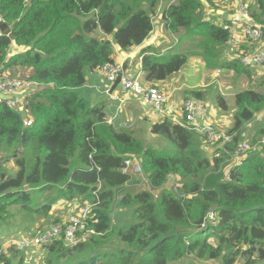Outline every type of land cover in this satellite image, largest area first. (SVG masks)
<instances>
[{
  "label": "trees",
  "instance_id": "16d2710c",
  "mask_svg": "<svg viewBox=\"0 0 264 264\" xmlns=\"http://www.w3.org/2000/svg\"><path fill=\"white\" fill-rule=\"evenodd\" d=\"M24 1L0 0V27H7L0 34V72L30 69L29 80L46 87L22 101L32 119L30 127L24 126L22 109L0 104L1 159L13 160L19 170L6 178L0 164V227L11 218L12 206L47 217L61 198L84 204L98 196L90 220L95 234L73 247L61 242L47 247L44 264H171L186 258L263 263L264 150L230 168L228 179L224 167L240 142L237 132L264 112V94L247 89L234 96L237 112L227 131L233 142L225 152L215 148L207 157L204 137L179 125L183 115L177 123L166 120L150 127L151 134L174 146L173 151L146 148L132 131L107 124L111 116L104 106L91 104L80 92L87 73L113 62V48L125 52L143 43L152 31L159 0ZM205 1L211 4L175 0L162 11L165 30L178 42L182 33L201 38L197 46L207 69L229 70L249 80L252 71L238 61H220L228 34L204 21ZM249 1L252 20L264 26V0ZM12 43L24 52L7 58ZM143 53V80L150 85L166 81L189 59L182 53L163 56L151 48ZM190 96L204 100L201 92ZM215 101L221 111L228 110L222 96ZM255 136L264 137V120ZM135 156L150 188L158 190L156 197L130 191L132 177L121 170L125 159ZM71 158L79 164L73 170ZM169 176L181 180L178 195L163 188ZM16 258L11 249L3 253L0 245V264H12Z\"/></svg>",
  "mask_w": 264,
  "mask_h": 264
},
{
  "label": "built area",
  "instance_id": "2783aa9c",
  "mask_svg": "<svg viewBox=\"0 0 264 264\" xmlns=\"http://www.w3.org/2000/svg\"><path fill=\"white\" fill-rule=\"evenodd\" d=\"M227 17H229L228 20H224V23L218 25L228 34V40L223 51L224 56L227 61H238L244 69L252 71V74H255L256 70L264 68V26L252 20L249 6L244 0H233L231 14ZM3 24L4 22L0 18V25ZM3 31L4 29L0 27V34H3ZM6 35H9V32ZM138 47L129 48L123 52L126 54V57H121L119 61L113 59V62L100 68L104 91L97 86L93 88L97 93L102 92L105 94H108L113 88L118 89L126 97L136 98L143 105L152 107L159 115L165 109L169 97L162 89L144 82L141 63L145 54L138 52ZM244 48H248V51H244L246 50ZM119 54L120 52L116 48H113V57ZM133 58L135 62L132 61ZM126 61H131L128 67H132L133 69H127V66L124 65ZM221 73L222 70L217 69L213 73V77L218 78ZM45 87L32 80L21 81L11 79L6 77L4 72H0V95L10 98L4 104L12 110L23 109L24 102L22 101L28 96L41 92ZM15 95L20 98L21 108H19L15 100L11 99ZM2 103L0 101V104ZM118 113L116 111L114 117L108 119L106 123L112 124L117 118ZM205 113L206 105L203 102L195 99H187L182 106V115L185 120L184 123L179 122V125L202 135L207 145L214 146L219 152H225V147L232 144L233 136L223 132L215 124L204 120ZM263 120L264 112L246 122L237 132L240 142L232 151L230 168L241 166L242 161L248 153L255 151V148L250 149V143L253 141L255 128ZM24 126L30 127L31 122L24 119ZM261 141L264 145V137ZM89 159L92 160V156H89ZM90 167L97 173L100 172V169L94 164H91ZM130 169H132L133 174L136 176L140 175L141 172L143 174L140 160L137 158L134 160L125 159L121 173L133 178ZM225 175L226 179H228L227 173ZM171 178L175 177L169 176V183H171ZM137 179L141 182L144 180L141 175ZM133 183L136 184V181ZM178 187V185H173L174 192H177ZM163 188L168 189L165 185ZM100 189L101 185L98 182V191ZM98 206L99 198L96 196L94 202L84 203L82 207L77 206L75 213L69 214L66 221L62 224H48L43 228L35 230L29 239L23 238L20 241H7V245L15 246L19 251H28L37 248L46 249L56 242H61L65 247H73L83 242L86 236L95 234V231L90 228V220L93 216L91 212ZM208 219L214 221L215 217L210 215ZM261 264H264V262Z\"/></svg>",
  "mask_w": 264,
  "mask_h": 264
},
{
  "label": "rangeland",
  "instance_id": "374dc122",
  "mask_svg": "<svg viewBox=\"0 0 264 264\" xmlns=\"http://www.w3.org/2000/svg\"><path fill=\"white\" fill-rule=\"evenodd\" d=\"M162 2H163V7H162L163 10V8L166 7L168 1L163 0ZM245 2L248 4V6H252L251 1L247 0ZM210 3L211 4L207 3L209 5L208 7L204 5L203 16L208 15L207 14L208 10L214 11V10H222L225 8L227 11V8H229L230 9L229 12H231L233 7V0H210ZM157 10L159 13L158 18H160V15L162 14V10L159 9V6L156 9L155 13L157 12ZM155 13L152 17L155 16ZM152 17H151V21L154 20V18L152 19ZM157 21L159 22L160 20L157 19ZM181 37H182L181 42H178L179 40L178 37L175 38L170 37L171 39L169 43V48H172V50L167 52V54H174L180 52L187 55L190 59L188 60L187 64L178 73L174 74L171 78L167 80V83L170 82L177 83L176 86L177 88L180 89H179V93L175 95V98L173 100L174 106L171 109H168L167 112H164V110H166L165 108L163 112L159 115H161L160 117L162 119L169 118V115L172 112H178L180 115H182V106L184 102L187 99H195L190 96V92L192 91L201 92L204 96V100L200 102H203L204 105L207 106V109L209 108V110H211L212 107H216L217 117H226V119L222 120L223 129L221 130L225 133H228L227 131L230 130L233 123L232 117L237 112V106L234 101V96L237 93L247 89H251L260 94H264V68H262L261 70H256L255 74H252L249 80L243 76H237L232 71L225 69L222 70L220 77L214 78L213 73L215 72V70L207 69L204 62L199 56L200 51L198 49L197 43L201 38H198L196 36L185 37L183 33L181 34ZM244 51H248V50H244ZM8 52L9 50L7 51V58L11 56V53L8 54ZM220 61L226 62L227 59L222 55ZM30 75H31V70L30 72H27L24 70V68L22 69L15 68L11 71H8V73L5 76L11 79L30 81L29 80ZM88 84L89 83H87V85ZM217 95L220 97L222 96L223 99L226 101L228 108L226 112H223L221 110L219 111L218 105L215 101V96ZM80 96L86 97L93 105L102 104L99 103V99L97 101H94L92 98L86 96L85 92H80ZM136 107L139 109L140 113H144L143 105L140 107L138 104H136ZM23 116L25 120H30L32 122V119L26 116L25 112H23ZM116 123L117 125L120 126L119 129L126 131L128 129L132 131L134 136L136 138H139V140L142 141V143L146 148L150 147V148L162 150L165 153H169L175 149L174 146H172L168 141H166L162 137L151 134L149 131L150 128L148 122L142 123L141 120L134 118V116L133 117L128 116L125 118H119L116 121ZM262 138L263 137L259 138L255 136L253 141L250 143V147H251L250 149L255 148L254 152H258V153L262 152V150H264L263 147L264 145L261 141ZM214 149H215L214 146L205 144L204 146L205 155L207 157H211V154ZM254 152L252 151L249 152L248 154ZM2 156L3 154L0 153V164L2 165V168L5 170L6 178L15 177V175L18 173L19 170L15 166L14 161L13 160H9L8 162L3 161L1 159ZM135 157L140 160L139 156H135ZM230 166L231 164L228 161L227 165L224 167V171H228L230 169ZM76 167H79L78 162L76 161L75 158H71L69 163V169L73 170ZM130 173L133 176V178H130V181L131 182L136 181V185L131 186L132 187L130 190L131 192L148 191L154 197L158 195V190H154L150 188L146 180L147 176L144 173V171L143 174L142 172L140 174L141 177H143L144 179L142 182L137 179V177L139 178L140 175L138 176L134 175L132 169H130ZM168 180L169 179H167L165 187H167L168 190H170L171 192H174L173 185H178L179 187L181 186V180L179 178L176 177L171 178V183H169ZM65 202L61 204L57 203L54 205L52 215L48 221L46 219L47 217H41L40 215H35L31 212L24 211L20 207L12 206L11 208H9V212L12 214L11 218L7 221V223H5L2 227H0V243L12 241V240L20 241L23 238L29 239L35 230L43 228L48 224H62L64 221H66L69 214L75 213V211L77 210V206L78 207L83 206L82 201L77 199L76 204L73 207L74 209L73 210L71 209L69 211V207H67V209L61 207V205H63ZM56 213L58 215H56ZM10 249L12 250V252H14L17 255V258L12 261V264H18L19 260H21L22 262L21 264H44L47 257L46 250L43 248L30 249L28 251H19L16 249L15 246H11V245L2 247V251L5 254H8V250ZM171 264H219V262L218 261L201 262L193 258H186Z\"/></svg>",
  "mask_w": 264,
  "mask_h": 264
},
{
  "label": "crops",
  "instance_id": "0c3cea01",
  "mask_svg": "<svg viewBox=\"0 0 264 264\" xmlns=\"http://www.w3.org/2000/svg\"><path fill=\"white\" fill-rule=\"evenodd\" d=\"M162 1L163 0H159V9H161V10H162V7H163V2ZM167 1H168V3L166 5V7L163 8V10L167 9L169 6H171L175 2V0H167ZM204 5L206 7L209 6L205 2H204ZM229 11H230L229 8H227V11H226L225 8L222 9V10H214V11L213 10H208L207 11L208 15L207 16H203V19L206 22H212L215 25H220V24L224 23V20H228L229 17H227V16L231 14V12H229ZM158 17H159V13H158V10H157V12L155 13V16L152 17V19L154 18V20H152V31L147 36V38L143 41V43L138 47V49H137L138 52H142L143 53L144 49L151 48V49H153L154 53H157V54L163 53L164 54L163 56L171 55V54H167L166 53L167 51L169 52L170 50H172V48H169V43H170V39H171L170 37L175 38L177 36L176 35H172L168 31H166L165 28H164V22L161 19V15H160V18H158ZM157 19H159L160 21L158 22ZM244 49L247 50L248 48H244ZM21 52H24V49L19 48L14 43H12L10 48H9L8 54L11 53V56H12V55H15V54H18V53H21ZM121 57L122 58L126 57V54L123 53V52H120V54L115 56L113 59L115 61H119ZM132 61L135 62V59L133 58ZM129 63H131V61H126L124 63V65L127 66V69L131 70L133 68L132 67H128ZM24 70L27 71V72H30V69L29 70L28 69L27 70L24 69ZM7 73H8V71L4 72L5 75ZM167 80L163 81V82L151 83L154 87H158V88L162 89L166 93V95L169 97L168 103H167V105L165 107L166 110H164V112H167L168 109H171L174 106L173 100L175 98V95L179 93V89H180V88H177V86H176L177 83H171V82L167 83ZM170 81H171V79H170ZM87 83H89V84L87 85ZM94 86H97V87L101 88V90L104 91V86H103V83H102V75L100 73V70H95L94 72H90V73H88L86 75V83H85V86L81 89V92H85L86 96H88L89 98H92L94 101H97L99 99V103H102V105L104 106L105 110L107 112H109L108 116H111L108 119L113 118L115 112L118 111L120 114L118 113L117 118L113 121L115 123H116V121L119 118H125V117H128V116L133 117L134 116V118H136L138 120H141L142 123L148 122L149 123V128H150L152 125H154L156 123H161L164 120L165 121L167 120V121H170V122H173V123H177L181 119L182 115H180L178 112H172V113H170L169 118H163L162 119L160 117L161 115H158L153 110L152 107L143 105L141 103V101L138 100V99L126 97L118 89L113 88L111 91H109L108 94H105V93H102V92L101 93H97L95 91V89L93 88ZM136 104H138L140 107L142 105L144 106V113H140L139 109L136 107ZM219 111H220V109H219ZM216 114H217L216 113V107H212L211 110H209V108L207 109V106H206V113H205V116H204V120L215 124L220 129H223L222 120L226 119V117H217ZM159 118H161V119H159ZM26 121L31 122L30 120H26ZM117 127L119 128L120 126L117 125ZM149 131H150V129H149ZM135 158L136 157H134L132 160H134ZM225 173H227V171ZM65 201L66 200L64 198H61V199H59V201L57 203L61 204V203L65 202ZM75 204H76V201H74V202H67L66 201L63 205H61V207L62 208H66V209H67V207H69V211H70L72 209V207H74ZM53 207L51 208V210H50V212H49V214H48V216L46 218L47 221L49 220V218L52 215ZM56 215H58V214L56 213ZM0 244H1V247H6L7 246V242L0 243Z\"/></svg>",
  "mask_w": 264,
  "mask_h": 264
},
{
  "label": "water",
  "instance_id": "95a60500",
  "mask_svg": "<svg viewBox=\"0 0 264 264\" xmlns=\"http://www.w3.org/2000/svg\"><path fill=\"white\" fill-rule=\"evenodd\" d=\"M9 99H10V98L7 97V96H1V95H0V101H1V102H5V101H7V100H9ZM11 99L15 100V101L18 103V106H19V107L21 106V104H20V102H19V98H18L17 95L13 96Z\"/></svg>",
  "mask_w": 264,
  "mask_h": 264
},
{
  "label": "clouds",
  "instance_id": "9594fccd",
  "mask_svg": "<svg viewBox=\"0 0 264 264\" xmlns=\"http://www.w3.org/2000/svg\"><path fill=\"white\" fill-rule=\"evenodd\" d=\"M217 26H218V25H217ZM6 28H7L6 26L2 27V29H4V30H5ZM8 30H9V29H8ZM2 104H4V102H3ZM20 104H21V103H20ZM19 108H21V106H20ZM22 110H23V109H22ZM23 111H24V110H23ZM24 112H25V111H24ZM25 113H26V112H25ZM26 116H28L27 113H26ZM23 117H24V116H23ZM28 117H29V116H28ZM132 185H135V184L132 182ZM212 222H213V221H212ZM45 250H46V249H45Z\"/></svg>",
  "mask_w": 264,
  "mask_h": 264
},
{
  "label": "bare ground",
  "instance_id": "6f19581e",
  "mask_svg": "<svg viewBox=\"0 0 264 264\" xmlns=\"http://www.w3.org/2000/svg\"><path fill=\"white\" fill-rule=\"evenodd\" d=\"M18 98H19V96H18ZM19 100H20V98H19ZM127 159H130V160H132V158H127ZM175 194H177V195H178V190H177V192H175Z\"/></svg>",
  "mask_w": 264,
  "mask_h": 264
}]
</instances>
